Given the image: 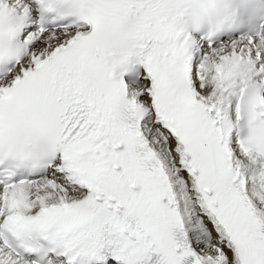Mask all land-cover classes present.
Wrapping results in <instances>:
<instances>
[{
	"label": "snow or ice",
	"instance_id": "1",
	"mask_svg": "<svg viewBox=\"0 0 264 264\" xmlns=\"http://www.w3.org/2000/svg\"><path fill=\"white\" fill-rule=\"evenodd\" d=\"M0 264H264V0H0Z\"/></svg>",
	"mask_w": 264,
	"mask_h": 264
},
{
	"label": "clouds",
	"instance_id": "2",
	"mask_svg": "<svg viewBox=\"0 0 264 264\" xmlns=\"http://www.w3.org/2000/svg\"><path fill=\"white\" fill-rule=\"evenodd\" d=\"M241 0H221L222 6L236 9L239 8Z\"/></svg>",
	"mask_w": 264,
	"mask_h": 264
}]
</instances>
